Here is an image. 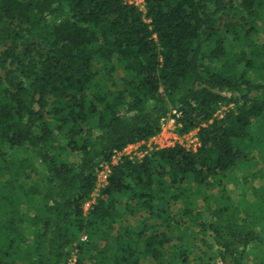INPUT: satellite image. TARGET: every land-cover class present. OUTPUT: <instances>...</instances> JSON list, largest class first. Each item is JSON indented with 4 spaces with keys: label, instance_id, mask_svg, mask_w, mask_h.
Instances as JSON below:
<instances>
[{
    "label": "trees",
    "instance_id": "1",
    "mask_svg": "<svg viewBox=\"0 0 264 264\" xmlns=\"http://www.w3.org/2000/svg\"><path fill=\"white\" fill-rule=\"evenodd\" d=\"M73 257L264 264V0H0V264Z\"/></svg>",
    "mask_w": 264,
    "mask_h": 264
},
{
    "label": "built area",
    "instance_id": "2",
    "mask_svg": "<svg viewBox=\"0 0 264 264\" xmlns=\"http://www.w3.org/2000/svg\"><path fill=\"white\" fill-rule=\"evenodd\" d=\"M128 2L135 4L141 10L144 9V0H128ZM168 120H172L174 122V120L172 118H169ZM165 123L162 124L161 131L158 134H156L153 137H151L149 140H147L145 142L142 141V142H138V143H134V144H128L126 147H124V149L122 151L116 152L114 154V156L112 157L111 163H116L118 157L121 156V155H128L130 158H132V157L141 158L144 155V153H145V151H142L140 149V147L142 145H145L147 147V150H148V149H153V148L172 146L176 142H178L181 145H183L184 147H186L187 149H193L194 150L196 148V146L199 144L198 138L196 136V130L193 131V135L192 136H189L188 133H185V134H182V135H178L176 132H174L175 136L174 137H170L172 139V144H166L165 140L161 139V137L164 134V132H166V130L164 128ZM172 130L175 131L174 128H172ZM189 137H193V140H192L193 146L191 144L190 146L187 147V146H185L183 141H185V140L188 141V139H190ZM138 149L140 151H134V150H138ZM139 153H141V154H139ZM109 172H110V165L108 163H102L99 166V169L97 171L95 187H94V190H93V192L91 194L90 200L85 205V208L89 207L90 204L92 202H94L95 196L98 193L99 189L106 184V182L108 180Z\"/></svg>",
    "mask_w": 264,
    "mask_h": 264
},
{
    "label": "rangeland",
    "instance_id": "3",
    "mask_svg": "<svg viewBox=\"0 0 264 264\" xmlns=\"http://www.w3.org/2000/svg\"><path fill=\"white\" fill-rule=\"evenodd\" d=\"M252 75V74H251ZM257 124L258 123H255L254 122V127L253 128H256L257 127ZM164 128H165V130H166V132H164V134L162 135V137H161V139H163V140H165V143L166 144H172V139L170 138V137H174L175 135H174V132L175 131H173L172 130V128H174V122L172 121V120H167V122L165 123V126H164ZM193 131L194 130H191V131H189L188 132V135L189 136H192L193 135ZM190 139H188V141L187 140H185V141H183V143L185 144V146H190L191 144H192V146H193V143H192V140H193V137H189ZM134 151H140L139 149L138 150H134ZM256 152H257V148H256V150L254 151V154H256ZM139 154H141V153H139ZM254 159L253 160H251V163L250 164H254ZM260 161V158H258L257 159V163H255V165H251V166H249V167H247L246 169H242V170H240L239 172H238V170H236L235 172H236V175H238V176H240V175H242L243 174V170H247L246 172H249V171H251V170H256V168H258V166H260L261 165V163H258ZM244 186V184H241L240 186H238V187H233V185L232 184H228V189H229V191H230V193H231V195H232V197H233V199H235L236 201H239L240 200V194H241V191H242V187ZM246 194H247V196L249 197V198H251L252 196H251V192L250 191H246ZM73 259H74V257L72 258V260L70 261L72 264H73ZM70 264V263H69ZM220 264V263H219ZM224 264H227V263H224Z\"/></svg>",
    "mask_w": 264,
    "mask_h": 264
}]
</instances>
